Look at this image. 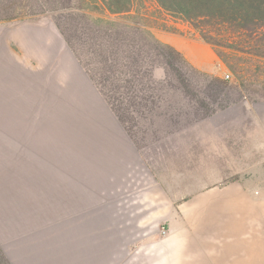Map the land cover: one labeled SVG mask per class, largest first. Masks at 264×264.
<instances>
[{
  "label": "rangeland",
  "instance_id": "obj_1",
  "mask_svg": "<svg viewBox=\"0 0 264 264\" xmlns=\"http://www.w3.org/2000/svg\"><path fill=\"white\" fill-rule=\"evenodd\" d=\"M17 3L21 6L16 11L31 9L54 14L52 4L41 8L31 7L30 0ZM146 5L150 11L155 9L152 0H146ZM60 13L66 12L59 11L54 15ZM165 19L166 25L179 32L162 29L155 32L183 39L200 57L209 59L213 67L210 69L209 63L204 61L203 67L210 70L200 71L219 77L229 75L212 48L203 43L193 30L178 20ZM153 77L162 79L163 69H154ZM149 92L151 96L145 92L136 94L139 97L136 102H140V106H132L133 109L124 104L132 102V99L123 101L124 122L121 123L108 104L107 107L105 104L106 110H110L107 116L102 111L72 110L75 97L66 91L63 108L69 110V120L62 121L67 126L58 121L55 127L61 145L52 164L39 161L31 152L18 144L8 143L6 137L0 135V246L12 264H166L167 257L160 256L159 250L152 251L148 246L136 248L135 237L142 235L145 238L150 234L163 237L166 224L155 222L151 214L154 209L150 208V201L154 195L157 198V192L147 195L130 193L122 198V187H115L122 183V172H125L122 163L126 169H141L135 173L138 184H145L151 175L165 181L169 187H183L186 181L193 182L200 177L202 171L213 172L232 166L237 173L234 178L239 176L243 180L250 174L248 178L253 188L264 192V160L250 158V147L246 141L247 127L254 125L255 130L261 131L264 102L245 101L213 113L206 118L207 123L202 122L206 119L193 122L196 115L192 106L187 104L189 99L183 98L181 93L170 90ZM145 95L151 98L147 99ZM71 117L79 120L75 128ZM84 123L89 125L88 129L83 128ZM98 126L109 132L108 139L95 135ZM76 130L87 132L97 142L95 150H82L86 160L93 165L95 163L96 168H106L111 178H117L116 182L108 184L107 181L105 186H94L102 179L100 171L95 169L97 172L85 174L86 162L67 150L76 147L75 153L79 149L81 139L77 138ZM216 130L223 132L225 145L218 140ZM67 131L71 133L69 136ZM39 140L41 146L48 150L51 143L46 139ZM259 140L262 147L261 132ZM218 148L221 155L216 152ZM32 173L37 174L32 176ZM211 179L206 176V181ZM86 189L88 204L92 190L95 195L93 211L89 207V215L92 216L89 229H93L95 247L82 254L80 240L79 244L77 240L73 243L70 240L72 232L68 218L73 213L77 219L86 208ZM162 209L164 211V206L159 201L155 211L161 212Z\"/></svg>",
  "mask_w": 264,
  "mask_h": 264
},
{
  "label": "crops",
  "instance_id": "obj_2",
  "mask_svg": "<svg viewBox=\"0 0 264 264\" xmlns=\"http://www.w3.org/2000/svg\"><path fill=\"white\" fill-rule=\"evenodd\" d=\"M154 35L161 42L174 47L194 67L205 71L213 67L209 59L200 57L183 39L157 31H154ZM204 61L209 63L210 69L203 67ZM66 91L75 97L72 100L74 111H102L105 116L110 112L106 110L108 105L104 98L49 19L0 23V135H4L8 143L18 144L31 152L39 161L52 164L61 145L55 127L58 121L69 120V110L63 108ZM71 120L75 128L79 120L72 117ZM202 122L207 123L208 119ZM85 124L83 128L88 129L89 125ZM62 125L67 126L64 122ZM92 128L95 127L92 125ZM260 130L262 147L260 132L255 130L254 125L247 127L246 132L249 156L254 161L264 160V109ZM76 132L77 138L81 139L79 149L76 154L73 151L76 147L67 150L86 162L85 174L100 171L102 179L96 181L94 186H105L107 181L108 184L116 182L117 178H111L106 168H96L95 163H89L82 152L95 150L96 140L87 132ZM71 133L74 135L75 131L72 129ZM71 133L67 131L68 136ZM95 135L108 139L109 132L98 126ZM216 135L225 145L223 132L216 130ZM39 138L51 143L48 150L41 146ZM216 152L222 153L220 148ZM122 169L125 170L122 172V186L120 183L115 186L122 187V198L130 193L142 192L147 195L157 192V198L154 195L150 201V208L154 209L151 214L155 222L166 224L163 237L158 238L157 234L135 237L136 248L148 246L152 251L159 250L160 256L167 257L166 264H264V192L253 188L248 178L250 174L243 180L239 176L234 178L237 173L229 166L213 172L202 171L200 177L193 182L186 181L183 187H169L165 181L154 179L151 175H148L149 180L145 184L139 182L140 186L135 173L141 172V169H126L124 163ZM206 176L212 179L206 181ZM87 191L86 208L81 216L76 219L72 213L68 218L72 232L70 240L72 243L73 240H77L76 243L80 240L82 254L95 247L92 242L93 229H89V218H92L89 207L93 211L95 195L92 190L88 204ZM159 201L164 211H155ZM3 253L5 255L7 252L4 250Z\"/></svg>",
  "mask_w": 264,
  "mask_h": 264
},
{
  "label": "trees",
  "instance_id": "obj_3",
  "mask_svg": "<svg viewBox=\"0 0 264 264\" xmlns=\"http://www.w3.org/2000/svg\"><path fill=\"white\" fill-rule=\"evenodd\" d=\"M17 1L24 0H0V23L52 21L121 123L123 101L132 99L124 104L133 109L140 106L136 94L153 90L188 98L193 122L245 101L264 102V0H152L153 11L146 0H30L31 7L52 4L54 14L66 12L57 15L16 11ZM167 17L193 30L229 75L200 71L157 39L156 29L179 32L166 25ZM156 68L163 69L160 80L153 77ZM0 264H11L1 248Z\"/></svg>",
  "mask_w": 264,
  "mask_h": 264
},
{
  "label": "built area",
  "instance_id": "obj_4",
  "mask_svg": "<svg viewBox=\"0 0 264 264\" xmlns=\"http://www.w3.org/2000/svg\"><path fill=\"white\" fill-rule=\"evenodd\" d=\"M162 233L165 234L166 233L165 230H163Z\"/></svg>",
  "mask_w": 264,
  "mask_h": 264
}]
</instances>
